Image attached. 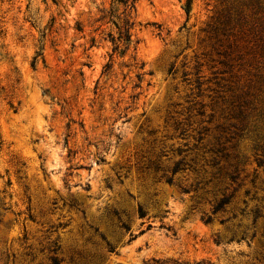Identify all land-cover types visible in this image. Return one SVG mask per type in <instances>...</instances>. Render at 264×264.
Instances as JSON below:
<instances>
[{
  "label": "rangeland",
  "instance_id": "rangeland-1",
  "mask_svg": "<svg viewBox=\"0 0 264 264\" xmlns=\"http://www.w3.org/2000/svg\"><path fill=\"white\" fill-rule=\"evenodd\" d=\"M125 18L0 0V264H264V0Z\"/></svg>",
  "mask_w": 264,
  "mask_h": 264
},
{
  "label": "trees",
  "instance_id": "trees-1",
  "mask_svg": "<svg viewBox=\"0 0 264 264\" xmlns=\"http://www.w3.org/2000/svg\"><path fill=\"white\" fill-rule=\"evenodd\" d=\"M117 1L125 7L126 18L124 19L122 26H119L118 23L115 22V25L117 26L118 31H119V39H118V42H115V39H114V52H117L120 49V45H121L120 43L124 41L125 42L124 44L128 46L126 47V50L124 51L125 53L129 49L130 45L132 44L131 31L134 26V21H132L133 20L132 14L133 12H136V6H137L138 0H117ZM182 165H183V161H179L175 163V166L172 169V174L175 175L180 170H183ZM229 203H230V197L223 196L214 205L212 213L216 214L218 212L223 211ZM211 221H212V217L207 216L206 222L208 223ZM53 262L54 264H59V261L56 258L53 259Z\"/></svg>",
  "mask_w": 264,
  "mask_h": 264
}]
</instances>
